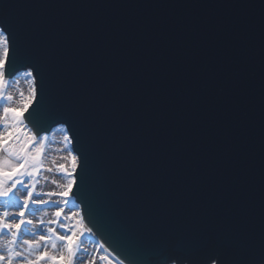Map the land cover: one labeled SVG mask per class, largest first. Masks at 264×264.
<instances>
[{
  "label": "water",
  "instance_id": "obj_1",
  "mask_svg": "<svg viewBox=\"0 0 264 264\" xmlns=\"http://www.w3.org/2000/svg\"><path fill=\"white\" fill-rule=\"evenodd\" d=\"M262 5L0 0L48 69L40 107L73 111L91 138L89 189L116 226L163 236L194 224L243 241L248 264L264 259Z\"/></svg>",
  "mask_w": 264,
  "mask_h": 264
},
{
  "label": "snow or ice",
  "instance_id": "obj_2",
  "mask_svg": "<svg viewBox=\"0 0 264 264\" xmlns=\"http://www.w3.org/2000/svg\"><path fill=\"white\" fill-rule=\"evenodd\" d=\"M14 73L26 78L29 90L26 96L20 94L17 107H9L13 97L5 95V87L11 83L7 77ZM237 75L241 77L240 72ZM241 79L229 82L239 85ZM51 88L48 69L28 54L19 25L7 11L0 12V264H78L89 255L83 238L99 235L97 226L106 234L95 244L97 252L104 253L100 260L111 258L115 264H248L243 259L244 242L230 238L227 232L201 231L193 224L181 232L162 236L158 230L130 232L116 226L89 189L93 145L81 120L73 111L40 107V101L50 98ZM61 117L71 121L70 126L65 123L63 132L70 164L56 166L57 174L66 182L59 184V191L42 194L36 191L46 140L41 132L47 120ZM74 141L80 143L79 151ZM74 187L82 189L84 198L74 215L67 218L74 221L69 225L62 219L63 208L52 198L66 206ZM42 196L47 199L37 198ZM49 204L56 209L54 218H29L37 206ZM28 225L31 230L25 227ZM49 242L53 251L48 248ZM86 264L97 262L93 258ZM260 264H264V259Z\"/></svg>",
  "mask_w": 264,
  "mask_h": 264
},
{
  "label": "rangeland",
  "instance_id": "obj_3",
  "mask_svg": "<svg viewBox=\"0 0 264 264\" xmlns=\"http://www.w3.org/2000/svg\"><path fill=\"white\" fill-rule=\"evenodd\" d=\"M22 73V71H21ZM7 79L11 80L9 85L5 87V95H11L13 97V102L9 104V107H17L19 105L20 94L23 93L25 96L28 95L29 85L27 83L26 78L22 74H14L12 77H7ZM0 112H2V106H0ZM63 126H55L48 133H42V135L46 136L45 144H44V152H43V166L41 172L39 173L37 179L39 183L37 184L36 191L40 193H47L49 191H59V184L65 183L62 176L58 175V164L69 165L70 160L67 158V152L65 149V144L63 142ZM51 168L52 171H46V169ZM19 189V186H18ZM18 195L22 196L23 193L18 192ZM37 198H45L46 196L37 197ZM52 202L55 204H60V207L63 208L62 219L65 220L66 224L74 223V221H69L67 218L74 215L77 211V206L79 205L73 199V197L69 200L68 204L64 206L60 203L58 198H52ZM3 209V202L0 201V210ZM55 207L52 204L48 206H37L34 214L30 215L29 218L33 220L38 219H50L52 217V213L55 211ZM46 212L47 215H43ZM31 230V226H25ZM24 238H31L30 236H25ZM96 240L85 236L83 238V247L87 250L88 256L84 257L78 264H86V262H90L93 258L96 260L97 264H115V261H112L111 258L106 260H100V256L104 255L102 251L97 252L95 248ZM48 248L50 251H53L51 248V243L49 242Z\"/></svg>",
  "mask_w": 264,
  "mask_h": 264
},
{
  "label": "bare ground",
  "instance_id": "obj_4",
  "mask_svg": "<svg viewBox=\"0 0 264 264\" xmlns=\"http://www.w3.org/2000/svg\"><path fill=\"white\" fill-rule=\"evenodd\" d=\"M88 237H90V238H92V239H94L96 241H99V239L96 236H88Z\"/></svg>",
  "mask_w": 264,
  "mask_h": 264
}]
</instances>
